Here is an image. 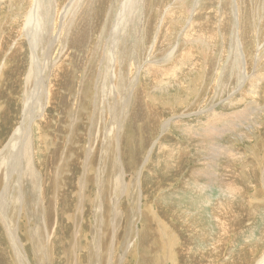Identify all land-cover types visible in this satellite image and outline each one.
I'll list each match as a JSON object with an SVG mask.
<instances>
[{
  "label": "rangeland",
  "instance_id": "1",
  "mask_svg": "<svg viewBox=\"0 0 264 264\" xmlns=\"http://www.w3.org/2000/svg\"><path fill=\"white\" fill-rule=\"evenodd\" d=\"M17 1L20 3L23 1V3H17ZM72 1L41 0L44 3L43 5L40 0H0V42L3 36L8 34V48L2 49L0 46V154L6 145H15L12 149V155H14L13 153L16 152L19 144H22L23 141L26 145L29 143L27 146L32 150L31 155H35L31 156V164L32 167L34 166L33 169L35 168L34 171L36 176L38 175L39 181L37 187H34V184H29L23 179L19 183L16 176H12L10 180L20 185L14 184L15 187L12 185L9 191L5 192L9 169L6 166L2 169L0 214L7 208H15L13 211L9 210V216L13 219L18 217L15 219L18 221L20 219V221L18 222V233L15 234L16 238H14L12 227L16 225L15 222L17 221H14V225L8 224L6 218L3 220L0 216V235L2 236L0 238L3 239V244L0 239V264H10L8 255H6L8 249L6 244L8 246L12 245L10 248L14 253L13 260L16 264H164L159 263V261H163L164 257L171 255L172 252L175 253V257L171 258V262L164 261L166 264H183L184 261L187 264V261L191 262L188 259L189 257L186 260L187 246L191 250L193 249L192 251L196 250L192 246V241L196 247L198 242H202L205 249L208 250L212 247L210 246L212 243L218 242L219 247L214 248L216 252L213 250L211 254L210 252L204 254V256L209 254V257L197 256L199 259L205 260L206 264H225V262L232 264L234 261H237L238 264H253L254 260H258L264 252V81L256 84L251 91L248 88V85L251 84H248L247 81L251 76L264 75V24L262 23L264 13L257 14V10L261 9L259 7L263 6L262 0L242 1V4H240L241 22L237 21L235 11L237 0H232V3L229 2V8L226 7L228 6L226 4L221 8L220 1L213 4L212 7L210 3L196 5L195 0H162V3L161 0H89L84 4L85 7L83 6L79 10V7L85 1L81 0L71 7V12L66 14L63 10ZM167 1L169 2L165 3ZM35 3L40 17L43 7L49 10L43 11L44 20L42 19L41 24L43 22L44 25H49L50 19L56 25L58 31H60L59 29L63 24L61 14H63V18L74 17L72 22L74 25L71 24L69 28L70 36L68 35V38L57 41L55 43L57 45H55L50 44V42L47 43V40L48 35L55 39L58 35L57 32L48 33L47 38L44 39L45 42L42 43L41 40L39 47L34 49L33 45L35 44L33 43L35 42L30 43L23 28L29 12L36 5ZM169 4H173L175 8V19L171 20H176L179 23L170 22V19L169 21H162L161 16L164 12H160L159 9L163 10ZM203 5H206L205 8L210 7L219 12L221 11V14L226 12V19L221 20L219 18L216 20L213 19V16H210L211 13H206L203 15L208 24H206L208 28L206 31L209 33L210 30L212 34L206 33L203 36V34L197 33L193 36L190 32L186 33L187 28L193 23L192 18L196 8L200 15V9ZM119 7L125 10L123 18L125 29L122 26L123 29L119 28V30L114 31L117 21L120 20L116 17L117 12L120 10ZM57 8L60 12L59 16L55 18L54 14ZM227 10L228 12L232 11L231 13L236 16L235 20L228 15ZM51 11L53 13L50 18ZM46 12H49V14H46ZM146 15L150 16L147 17ZM203 16L199 17L203 18ZM77 21L78 23H76ZM209 21L212 25L209 24ZM196 22H199V20H196ZM10 26H12V29ZM77 26L78 28H76ZM171 26H173V29ZM168 31L170 36L173 37L169 38ZM172 32L173 34H171ZM88 33L87 36L89 37L87 39L86 34ZM113 34H115L116 45H111L113 48L111 46L109 48L106 41L108 42L109 37ZM22 35L24 36L23 39ZM207 35H210L211 38H208ZM164 36L172 39L170 40L172 43L169 40L167 41L166 37L164 39ZM122 37L123 39H121ZM69 38H73V40ZM154 38L156 46L152 44ZM83 42L85 43L83 44ZM131 43L134 44L132 47ZM16 44L22 45L23 47L20 46V48L23 50H18ZM106 45L107 47H104ZM152 46L155 47L156 52L153 50L151 53ZM177 46L182 50H178ZM186 46H189L195 55H192V60L186 64L185 68L181 69L175 79L171 80V76H169L168 79L165 78V81H163L158 76L160 74L157 73L158 77L156 75L152 76L156 80L154 82L151 77L147 76L146 72L150 66L163 67V64H175V61L182 55L181 51H184ZM236 46L240 54L239 61L242 63L243 79L241 76L238 79L237 77L234 78L233 73L228 72L226 66L227 61H229L228 53L232 47ZM222 48L228 50L227 53ZM88 50L90 53L87 52ZM9 52L10 54H7ZM54 52L58 56H55ZM69 52H75V55ZM172 52L175 53V56ZM96 54L97 56H95ZM104 54L110 57L107 58ZM33 55L36 58L35 61ZM171 56L173 59H171ZM65 57L68 59H64ZM105 57L107 60L104 59ZM137 58L139 59L137 60ZM121 60H123V63ZM42 62L45 63V66ZM87 62L90 64L86 65ZM59 64L62 66L61 69H59ZM79 64L81 65L79 66ZM212 65L214 66L212 67ZM32 66L34 71L36 69V80L44 81L41 102L45 99L42 102L43 107L41 106L43 111L41 116L40 113L37 114L39 104H35L36 102L33 104L27 103L28 99L24 95L23 81ZM187 66L190 67L187 68ZM99 71L104 75L106 73L110 75L108 81L104 79L101 82H109L111 79H115L117 75L113 81H117L115 84L122 89V91L118 90L121 93H118L121 99L117 101V103L120 102L117 104L119 107L111 106L115 102L114 99H110L108 103H106V100L102 101L105 96L99 91V86H101V82L98 81ZM43 74H45L44 77ZM112 74H115V76ZM87 75L91 77L89 78ZM77 76L82 79L80 80ZM229 76L231 77L229 78ZM62 82H65V84H62ZM130 82H133V84L130 85ZM138 84L143 89L139 88ZM69 85L72 86V91H70L71 87ZM46 86L50 87V94ZM136 86L138 91L145 90L146 102H148V105L151 102L149 105L151 110L153 107L157 109H155L156 111L152 110V118L147 108L145 109L142 104V100L141 105H139L140 102H138V106L128 105L129 110H127V114L124 113L127 107H123L124 101L121 96L128 91L127 87L131 89V87L135 88ZM60 90H63L61 94L59 93ZM62 93L66 94L67 98L65 95L62 97ZM241 95L243 100L240 102ZM59 96L60 98H58ZM94 100L96 102L98 100L95 105L93 104ZM237 101L239 102L237 103ZM49 102H51V105ZM66 103L68 106L65 105ZM230 104L231 106H228ZM249 104L253 105L251 108L253 111L250 109L249 111L252 113L245 112V120L240 124L233 126V122L230 127L223 129L222 133L220 132L218 135L215 133L219 130L215 129L214 132L212 130L211 132L214 134L211 135L214 138L206 132H204L206 135L200 132L201 122L212 111L218 115L231 114V112L233 114V112L242 111ZM233 105H235L234 108ZM52 107L57 109L54 110ZM29 109L32 110L31 116L28 125L24 127L26 115L30 113ZM132 109L135 110L132 111ZM103 115L107 116L105 121H102ZM155 118L158 121H154ZM106 119L108 120L106 121ZM31 123H33L32 136L30 137L32 144L24 137L29 133ZM177 124L179 125L177 126ZM104 125L112 127L107 130ZM114 125L117 126L116 129H114ZM21 127L23 133H18L21 139H11ZM48 127L52 128L51 131ZM198 134L203 138L198 137ZM190 135L192 136L190 137ZM204 136L206 137L204 138ZM217 145L220 148L227 146L229 158L224 154L223 156H215L214 151L218 147ZM231 147L235 151L230 149ZM66 149H68L67 152ZM240 155L241 160L239 159ZM4 163L8 167L11 164V162L6 163L5 161ZM226 167L229 168L228 173L224 172ZM204 169L208 170L202 176V173H205ZM224 176L229 185L236 187V192L228 197L221 193L224 195L222 202L219 192L223 190ZM20 186L21 188H19ZM200 189L201 191L198 192ZM10 192L13 194H10ZM207 193H212L210 195L214 198L208 206H205L206 204H203L202 198ZM243 193L250 196L251 199L245 198ZM195 194L200 195L192 199L191 195ZM217 195L219 198H216ZM206 198L208 197L206 196ZM1 200L3 203H1ZM251 201L255 206L263 207V210H254ZM219 203L220 205L225 204L222 209L224 208L226 213L216 209ZM216 211L218 215L221 214L222 218V220H219V226H216L215 221L210 217V215L214 216ZM24 215L25 218H23ZM220 226L228 228V233H230L228 237L226 234L224 239L220 237L222 234V229L218 228ZM230 227L231 229H229ZM262 232L263 236H261ZM6 237H9L10 242ZM226 238L229 241H226ZM233 238H236L235 242ZM249 243L255 249L256 255L251 256L248 252L251 249L247 246ZM235 255L237 256L235 257ZM247 255L248 259L246 258ZM200 263L204 264L202 261Z\"/></svg>",
  "mask_w": 264,
  "mask_h": 264
},
{
  "label": "bare ground",
  "instance_id": "2",
  "mask_svg": "<svg viewBox=\"0 0 264 264\" xmlns=\"http://www.w3.org/2000/svg\"><path fill=\"white\" fill-rule=\"evenodd\" d=\"M11 1V0H10ZM20 1V0H19ZM56 1V0H55ZM79 1H81V0H73L70 4H68L67 6H66V8L63 10V11H65L66 12V14L67 13H69V12H71L72 10H71V7L73 6V5H75V4H77ZM89 0H85L83 3H82V5L79 7V10H80V8H83V6H84V4H86V2H88ZM91 1V0H90ZM185 1V0H184ZM218 1H220V5H221V8H223V5L224 4H226V5H228V6H226V7H228L229 8V2L230 3H232V0H199L198 2H197V0H195V4L196 5H199V4H211L212 5V7H213V4H215V3H217ZM242 1L243 0H237V9L235 10L236 11V14H237V21H240L241 22V18H242V15H241V12H240V10H241V8H240V4H242ZM33 2V1H32ZM31 2V3H32ZM40 2H41V0H40ZM45 2V1H44ZM69 2H70V0H69ZM95 2V1H94ZM93 2V3H94ZM150 2V1H149ZM161 3H162V0L160 1ZM169 1H167V2H165V3H168ZM245 2H246V0H245ZM17 3H20V2H18L17 1ZM21 3H23V1L21 2ZM20 3V4H21ZM58 3H59V1H58ZM57 3V4H58ZM151 3V2H150ZM260 3V2H259ZM261 3H263L262 5L264 6V0H262V2ZM19 4V5H20ZM36 4V3H35ZM41 4H43L44 5V3H42L41 2ZM112 4H114V3H112ZM163 4H164V2H163ZM26 5V4H25ZM90 5V4H89ZM161 5V4H160ZM195 5V6H196ZM256 5H258V4H256ZM20 6H22V5H20ZM50 6V5H49ZM55 6V5H54ZM111 6H113V5H111ZM205 6L206 5H203V7L200 9V11H201V13H200V15H199V12H198V9L196 8V10H195V14H194V17L192 18V21H193V23L187 28V30H186V33H191V34H193V36H194V34H197V33H199L200 35L201 34H203V36L206 34V33H208L207 31H206V29H208L207 28V26H206V24H207V20H205V17L203 16V15H205L206 13H211V15L210 16H213V19H226V17H227V13L226 12H224L223 14H221L218 10H215V8L214 9H211L210 7L208 8H205ZM231 6V5H230ZM243 6V5H242ZM263 6L262 7H259V8H261V9H259V10H257V14L259 15L260 13L262 14V13H264V10H263ZM40 7V6H39ZM57 7H58V5H57ZM85 7V6H84ZM118 7V6H117ZM164 7V6H163ZM162 7V8H163ZM166 7V6H165ZM234 7V6H233ZM18 8H20V7H18ZM52 8V7H51ZM198 8H199V6H198ZM228 8H226V9H228ZM245 8V7H244ZM25 9V8H24ZM88 9V8H87ZM90 9V8H89ZM119 12H117V16L116 17H118V19H120V20H118L117 21V23H116V26L114 27V31H117V30H119V28H122V26H123V18H124V9L121 7H119ZM159 9V8H158ZM174 6H173V4H169L168 6H167V8H164L163 10L162 9H159V11L161 12V11H163L164 12V14L162 15L163 16V18H162V16H161V19H162V21H164V20H168L169 21V19H170V22H174L175 24L176 23H179L178 21L176 22V20H171V19H173L174 18V15H175V13H174ZM218 9V8H217ZM251 9L253 10V8L251 7ZM3 10V9H2ZM27 10H29V8H27ZM26 10V11H27ZM41 10V9H40ZM78 10V11H79ZM112 10H113V8H112ZM156 10V9H155ZM154 10V11H155ZM225 10V9H224ZM43 11H49L48 10V8H46V7H43V9H42V15H41V17L38 15V7H37V4L35 5V6H33V8L31 9V11L29 12V15H28V17L26 18V21H25V26H24V28H23V30H24V32L26 33V35H27V37L29 38V41H30V43H32V41H34L35 43H33V44H35V45H33L35 48L34 49H36L37 47H39V42L42 40V43L43 42H45L44 41V39H46L47 37V35H48V33H56L57 32V37L54 39V38H52V36L51 35H48V40H47V43L48 42H50V44H55V43H57V41H61L63 38H66L68 35L70 36V32H69V28H70V26H71V24H72V22H73V18L74 17H71V18H67V17H65V18H63V14H61V19L63 20L62 22H63V24H62V26H61V28L59 29L60 31H58V29L56 28V25H54V23H53V21L52 20H50L49 19V21H50V23H49V25H44L43 24V22H42V24H41V21H42V19L44 20V15H43ZM93 11V10H92ZM59 12H60V10L57 8V10L55 11V14H54V16H55V18L57 17V16H59ZM84 12H85V10H84ZM90 12V11H89ZM110 12H111V10H110ZM113 12V11H112ZM227 12H228V10H227ZM232 11H229L228 13V15H230V16H232L233 17V20H235V15L233 14V13H231ZM52 13H53V11H51L50 12V18H51V16H52ZM63 13V12H62ZM80 13V12H79ZM86 13H87V11H86ZM148 13V12H147ZM151 14H153L152 12H150ZM244 13V12H243ZM250 13V11L248 12V14ZM6 14V13H5ZM21 14V13H20ZM46 14H49V12L47 13L46 12ZM77 14H78V12H77ZM76 14V15H77ZM93 14V13H92ZM112 15H113V13H111ZM149 14V13H148ZM159 14V13H158ZM19 15V14H18ZM22 15V14H21ZM86 15V14H85ZM89 15V14H88ZM87 15V16H88ZM234 15V16H233ZM252 15V14H251ZM26 16V15H25ZM81 16V15H80ZM91 16V15H90ZM147 16V15H146ZM148 16H150V15H148ZM147 16V17H148ZM154 16V15H153ZM152 16V17H153ZM199 16H203V18H200ZM209 16V17H210ZM244 16V15H243ZM262 16V15H261ZM16 17V16H15ZM23 17V16H22ZM89 17V16H88ZM94 17V16H93ZM115 17V16H114ZM231 17V18H232ZM17 18H18V16H17ZM82 18V17H81ZM107 18V17H106ZM112 18H113V16H112ZM20 19V18H19ZM22 19V18H21ZM60 19V18H59ZM60 19V20H61ZM77 19V18H76ZM75 19V20H76ZM79 19V18H78ZM77 19V20H78ZM175 19V18H174ZM208 19V18H207ZM23 20V19H22ZM85 20V19H84ZM93 20V19H92ZM96 20V19H95ZM196 20H199V22H196ZM200 20H203V21H201L200 22ZM220 20V21H221ZM244 20V19H243ZM8 21H9V19H8ZM12 21H13V19H12ZM167 21V22H168ZM214 21V20H213ZM226 21V20H225ZM18 22H19V20H18ZM23 22V21H22ZM94 22H96V21H94ZM228 22V21H227ZM14 23H15V21H14ZM21 23V22H20ZM60 23V22H59ZM76 23H78V21L76 22ZM75 23V24H76ZM86 23V22H85ZM88 23V22H87ZM114 23V22H113ZM164 23H166V22H164ZM212 23V22H211ZM262 23L264 24V19H263V17H262ZM7 24V23H6ZM80 24V23H79ZM170 24V23H169ZM181 24H182V22H181ZM209 24H210V21H209ZM223 24V23H222ZM226 24V23H225ZM228 24V23H227ZM230 24H231V22H230ZM263 24H261V25H263ZM9 25H10V23H9ZM72 25H74V24H72ZM76 25H78V24H76ZM93 25V24H92ZM91 25V26H92ZM108 25V24H107ZM110 25V24H109ZM163 25V24H162ZM166 25H168L167 23H166ZM174 25V24H173ZM208 25V24H207ZM210 25H212V24H210ZM217 25V24H216ZM80 26V25H79ZM114 25L112 24V27H113ZM170 26V25H169ZM231 26V25H230ZM12 26H10V28H11ZM19 27V26H18ZM81 27V26H80ZM79 27V28H80ZM87 27V26H86ZM157 27V26H156ZM162 27V26H161ZM161 27H160V29H161ZM168 27V26H167ZM173 26H171V28H172ZM194 27V28H193ZM6 28V27H5ZM76 28H78V26L76 27ZM75 28V29H76ZM83 28V27H82ZM91 28V27H90ZM109 28V27H108ZM111 28V27H110ZM123 28L125 29V26H123ZM122 28V29H123ZM154 28V27H153ZM163 28V27H162ZM165 28V27H164ZM227 28V27H226ZM12 29V28H11ZM20 29V28H19ZM86 29V28H85ZM113 29V28H112ZM152 29V28H151ZM173 29V28H172ZM175 29V28H174ZM220 29H222V28H220ZM47 30V31H46ZM157 30V29H156ZM162 30V29H161ZM167 30V29H166ZM169 30V29H168ZM240 30V29H239ZM21 31V30H20ZM73 31V30H72ZM80 31V30H79ZM78 31V32H79ZM85 31H87V30H85ZM121 31V30H120ZM148 31V30H147ZM164 31V30H163ZM170 31V30H169ZM169 31H168V33H169ZM171 31H173V30H171ZM198 31V32H197ZM221 31V30H220ZM12 32V31H11ZM14 32H15V30H14ZM22 32V31H21ZM82 32H83V30H82ZM81 32V33H82ZM119 32V31H118ZM121 32H123V31H121ZM165 32V31H164ZM212 32V31H211ZM210 32V30H209V33H211ZM8 33V32H7ZM80 33V32H79ZM78 33V34H79ZM115 33V32H114ZM145 33V32H144ZM144 33H143V35H144ZM149 33H151V32H149ZM161 33V32H160ZM163 33V32H162ZM167 33V34H168ZM208 33V34H209ZM223 33V32H222ZM228 33V32H227ZM230 33V32H229ZM74 34V33H73ZM108 34V33H107ZM165 34V33H164ZM171 34H173V32L171 33ZM212 34V33H211ZM245 34V33H244ZM249 34V33H248ZM10 35H12V34H10ZM15 35V34H14ZM17 35H19V34H17ZM76 36H77V33L75 34ZM87 35H89V33L88 34H86V36ZM108 35H110V34H108ZM107 35V36H108ZM114 35L115 34H113V35H111L110 37H109V40H108V42L106 41V43L108 44V47L110 48V46L111 45H116V38L114 37ZM117 35H119V34H117ZM159 35V34H158ZM221 35H223V34H221ZM229 35V34H228ZM72 36V35H71ZM74 36V35H73ZM76 36H74V37H76ZM81 36V35H80ZM83 36V35H82ZM172 36V35H171ZM170 36V33H169V38L171 37ZM192 36V37H193ZM208 36V35H207ZM243 36V35H242ZM11 37V36H10ZM23 35H22V39H23ZM88 37L89 36H87V39H88ZM117 38H118V36H116ZM147 37V36H146ZM151 37V36H150ZM165 37L167 38L168 36H164V39H165ZM173 37V36H172ZM211 38V36L209 35L208 36V38ZM68 38V37H67ZM90 38H92V37H90ZM89 38V39H90ZM95 38H97V37H95ZM101 38H102V36H101ZM126 38V37H125ZM131 38H133L132 36H131ZM162 38H163V35H162ZM169 38H167V41L169 40V42H170V40H172V39H169ZM226 38V37H225ZM243 38V37H242ZM252 38V37H251ZM8 34L7 35H5V36H3V38L1 39V48L2 49H4L5 47H7L8 48ZM11 39H13L12 37H11ZM25 39V38H24ZM36 39H38L37 41H36ZM69 39H71V38H69ZM108 39V38H107ZM121 39H123V37L121 38ZM136 39V38H135ZM151 39V38H150ZM157 39H158V37H157ZM161 39V38H160ZM255 39V38H254ZM14 40V39H13ZM17 40V39H16ZM71 40H73V38L71 39ZM75 40V39H74ZM77 40V39H76ZM75 40V41H76ZM80 40V39H79ZM84 40V39H83ZM92 40V39H91ZM159 40V39H158ZM211 40V39H210ZM217 40V39H216ZM241 40H243V39H241ZM248 40H249V38H248ZM18 41V40H17ZM22 41V40H21ZM26 41V40H25ZM24 41V42H25ZM82 41V40H81ZM97 41V40H96ZM104 41V40H103ZM130 41V40H129ZM128 41V42H129ZM134 41V39L132 40V42ZM157 41V40H156ZM160 41V40H159ZM158 41V42H159ZM165 41V40H164ZM245 41H246V38H245ZM19 42V41H18ZM71 42V41H70ZM74 42V41H73ZM79 42V41H78ZM77 42V43H78ZM98 42H100V41H98ZM118 42V41H117ZM121 42V41H120ZM127 41H125V43H126ZM138 42V41H137ZM143 42V41H142ZM157 42V43H158ZM166 42V41H165ZM11 43V42H10ZM9 43V44H10ZM27 43V42H26ZM85 42H83V44H84ZM87 43V45H89L90 46V44H88V42H86ZM93 43V42H92ZM97 43V42H96ZM105 43V42H104ZM119 43V42H118ZM117 43V44H118ZM122 43H124V42H122ZM147 43V42H146ZM155 43V38H154V42L152 43L153 45H155L156 46V43ZM163 43V42H162ZM168 43V42H167ZM170 43H172V42H170ZM234 43V42H233ZM22 44V43H21ZM49 44V45H50ZM62 44V43H61ZM95 44V43H94ZM126 44H128V43H126ZM125 44V45H126ZM132 44V43H131ZM137 44V43H136ZM138 44H140V43H138ZM235 44V43H234ZM12 45H14V44H12ZM17 45V44H16ZM15 45V46H16ZM44 45V44H43ZM55 45H57V44H55ZM55 45H54V47H55ZM59 45V44H58ZM67 45V44H66ZM96 45V44H95ZM94 45V46H95ZM118 45H120V44H118ZM134 44H132L131 45V47L133 46ZM142 45H144V44H142ZM146 45V44H145ZM163 46H164V44H162ZM237 46H239L238 44H236ZM20 46L21 47H23L22 45H17V47H18V50H20L21 48H20ZM41 46H42V44H41ZM47 46V45H46ZM82 46V45H81ZM86 46V45H85ZM88 46V47H89ZM147 46V45H146ZM145 46V47H146ZM150 46V45H149ZM159 46V45H158ZM179 46H181L180 44H179ZM237 46L236 47H232L230 50L231 51H229V53H228V59H229V61H227V67H228V72H232L233 73V76H234V78H236L237 77V79H238V77H242V79L244 78L243 76H244V73H243V68H242V63L239 61V58H240V54H239V52H238V50H237ZM101 47V46H100ZM104 47H107V45L106 46H104ZM112 47V46H111ZM116 47V46H115ZM118 47V46H117ZM121 47V46H120ZM119 47V48H120ZM123 47V46H122ZM138 47V46H137ZM144 47V46H143ZM178 47V46H177ZM217 47V46H216ZM216 47H215V49H216ZM231 47V46H230ZM249 47V46H248ZM247 47V48H248ZM257 47V46H256ZM25 48V47H24ZM46 48V47H45ZM53 48V47H52ZM58 48V47H57ZM65 48V47H64ZM90 48V47H89ZM99 48V47H98ZM113 48V47H112ZM139 48V47H138ZM142 48V47H141ZM151 48V47H150ZM155 47L154 46H152V48H151V53H152V51L154 50L155 52H156V50L154 49ZM162 47L160 46V49H161ZM183 48V47H182ZM239 48V47H238ZM1 49V50H2ZM15 49V48H14ZM84 49V48H83ZM108 49V48H107ZM117 49V48H116ZM122 49V48H121ZM126 49H128V48H126ZM146 49V48H145ZM158 49V48H157ZM180 49V47H178V50ZM13 50V49H12ZM21 50H23V49H21ZM95 50H97L96 48H95ZM108 50H110V49H108ZM129 50V49H128ZM127 50V51H128ZM137 50V49H136ZM139 50V49H138ZM168 50V49H167ZM170 50V49H169ZM175 50H177V49H175ZM180 50H182V49H180ZM222 50L223 51H225L226 53H227V51L228 50H226L225 48H222ZM240 50V49H239ZM245 50V49H244ZM247 50V49H246ZM9 51V50H8ZM37 51V50H36ZM54 51V50H53ZM56 51V50H55ZM59 51V50H58ZM71 51V50H70ZM83 51V50H82ZM86 51V50H85ZM106 52H107V50H105ZM112 51V50H111ZM114 51V50H113ZM126 51V50H125ZM130 51V50H129ZM216 51V50H215ZM16 52H17V50H16ZM20 52V51H19ZM60 52V51H59ZM87 52H89V50L87 51ZM95 52V51H94ZM115 52H118V51H115ZM133 52V51H132ZM154 52V53H155ZM157 52H158V50H157ZM161 52V51H160ZM175 52H177V51H175ZM182 52V53H181ZM180 53L182 54L181 55V57L180 58H178L175 62V64H173V65H166V64H163L164 66L163 67H149L148 69H147V76L148 77H151L152 78V80L155 82L156 80H155V78L154 77H152V76H154V75H156L157 76V73H159L160 75H158L161 79H163V81H165V78L166 79H168L167 77H169V76H171L170 78H171V80L172 79H175L176 77V75L181 71V69H183V68H185L186 67V64H188L189 63V61H191L192 59V55H195V53H193V51L189 48V46H186L185 47V49H184V51H181ZM224 52V53H225ZM4 53H6V52H4ZM22 53V52H21ZM37 53H38V51H37ZM47 53V52H46ZM66 53V52H65ZM70 53V52H69ZM74 53V55H75V52H73ZM73 53H70V54H73ZM76 53H77V51H76ZM90 53V52H89ZM122 53V52H121ZM143 53V52H142ZM146 53H147V51H146ZM164 53V52H163ZM172 53H174V52H172ZM217 53H219V52H217ZM221 53H223V52H221ZM7 54H10V52L9 53H7ZM16 54V53H15ZM19 54V53H18ZM26 54V53H25ZM36 54V53H35ZM57 54V53H56ZM64 54V53H63ZM67 54V53H66ZM69 54V55H70ZM85 54V53H84ZM100 54V53H99ZM98 54V55H99ZM106 54V53H105ZM104 54V56H106ZM115 54V53H114ZM135 54V53H134ZM145 54V53H144ZM160 54H162V53H160ZM17 55V54H16ZM39 56H41L40 54H38ZM44 55V54H43ZM54 55H55V52H54ZM65 55V54H64ZM81 55V54H80ZM156 55V54H155ZM166 55V54H165ZM11 56V55H10ZM34 56V55H33ZM47 56H49V55H47ZM55 56H58V54L57 55H55ZM66 56V55H65ZM72 56V55H71ZM95 56H97V54L95 55ZM115 56V55H114ZM124 56V55H123ZM173 56V55H172ZM171 56V57H172ZM174 56H175V53H174ZM1 57H3V56H1ZM5 57H8V56H5ZM67 57V56H66ZM64 58V59H68V58ZM107 57V56H106ZM104 58V59H106L107 60V58H109V57H107V58ZM118 57V56H117ZM157 57H159V56H157ZM170 57V58H171ZM178 57V56H177ZM200 57H202L201 55H200ZM199 57V58H200ZM216 57V56H215ZM48 58V57H47ZM69 58H71V57H69ZM74 58V57H73ZM101 58V57H100ZM136 58V57H135ZM140 58V57H139ZM139 58H137V60L139 59ZM161 58H162V56H161ZM160 58V59H161ZM163 58H165V57H163ZM167 58V57H166ZM169 58V59H170ZM203 58V57H202ZM219 58V57H218ZM7 59V58H6ZM79 59H80V57H79ZM84 59H86V58H84ZM102 59V58H101ZM120 59H121V56H120ZM171 59H173V57L171 58ZM176 59V58H175ZM33 60L35 61L36 60V58H35V56L33 57ZM41 60V59H40ZM72 60V59H71ZM70 60V61H71ZM77 61H78V58L76 59ZM83 60V59H82ZM81 60V61H82ZM88 60V59H87ZM96 60V59H95ZM98 60H100V59H98ZM110 60V59H109ZM129 60V59H128ZM127 60V61H128ZM136 60V61H137ZM203 60V59H202ZM7 61V60H6ZM80 61V60H79ZM97 61V60H96ZM100 61H102V60H100ZM120 61V60H119ZM132 61H134V60H132ZM170 62H171V60H169ZM225 61V60H224ZM27 62V61H26ZM30 62V61H29ZM44 62V61H43ZM43 62H42V64H43ZM69 62V61H68ZM73 62V61H72ZM72 62H70V63H72ZM121 62L123 63V60H121ZM131 62V61H130ZM167 62H168V60H167ZM166 62V63H167ZM198 62V61H197ZM46 63H48L47 61H46ZM58 63V62H57ZM81 63V62H80ZM83 63V62H82ZM95 63V62H94ZM98 63V62H97ZM105 63V62H104ZM107 63V62H106ZM112 63V62H111ZM126 63V62H125ZM138 63V62H137ZM163 63V62H162ZM172 63V62H171ZM213 63H214V61H213ZM41 64V63H40ZM45 64V63H44ZM43 64V65H44ZM74 64V63H73ZM84 64V63H83ZM82 64V65H83ZM87 64H90V63H86V65ZM113 64V63H112ZM115 64V63H114ZM117 64V63H116ZM132 64H134L133 62H132ZM30 65V64H29ZM33 65H34V63H33ZM51 64L49 63V66H50ZM60 65V64H59ZM81 64H79V66H80ZM105 65V64H104ZM111 65V64H110ZM127 65H128V62H127ZM159 65V64H158ZM219 65H221L220 63H219ZM37 66V65H36ZM36 66H34V67H36ZM45 66V65H44ZM47 66H48V64H47ZM68 66V65H67ZM78 66V65H77ZM83 66H85V65H83ZM82 66V67H83ZM92 66H94V65H92ZM118 66V65H117ZM160 66V65H159ZM214 65H212V67H213ZM54 67V66H53ZM95 67V66H94ZM98 67H99V65H98ZM106 68H107V66H105ZM119 67V66H118ZM190 66H187V68H189ZM195 67H196V64H195ZM221 67V66H220ZM29 68V67H28ZM42 68H44V67H42ZM62 68V66L60 65L59 66V69H61ZM72 68V67H71ZM75 68V67H74ZM81 68V67H80ZM91 68V67H90ZM132 68H133V66H132ZM131 68V69H132ZM65 69V68H64ZM112 69V68H111ZM115 69V68H114ZM113 69V70H114ZM128 69V68H127ZM191 69V68H190ZM220 69V68H219ZM68 70H70L69 68H68ZM84 70V69H83ZM86 70H88V69H86ZM92 70V69H91ZM99 70H100V68H99ZM186 70V69H185ZM225 70H226V68H225ZM248 70V69H247ZM35 71H36V69H35ZM34 70H33V66L32 67H30V69H29V72H28V74H26L27 76H25V79H24V81H23V87H24V95H25V97H27L26 99H28V101H27V103H30V104H33V103H35V104H39V107H38V112H37V114H39L40 116H41V114H43V111H42V102L44 101V99H43V101L41 102V93H42V85H43V82L44 81H42V80H36V72H35ZM51 71H53V70H51ZM90 71V70H89ZM125 71V70H124ZM123 71V72H124ZM187 71V70H186ZM220 71H221V69H220ZM249 71V70H248ZM247 71V72H248ZM73 72V71H72ZM71 72V73H72ZM79 72V71H78ZM77 72V73H78ZM98 72V71H97ZM102 72V71H101ZM131 72V71H130ZM136 72V71H135ZM227 72V73H228ZM1 73V72H0ZM51 73V72H50ZM71 73L69 74V77H70V75H71ZM77 73H76V75H77ZM84 73H86V72H84ZM91 73H93V72H91ZM112 73V72H111ZM122 73V72H121ZM120 73V74H121ZM132 73H134V72H132ZM256 73V72H255ZM97 74V73H96ZM119 74V73H118ZM135 74V73H134ZM44 75L45 74H43L42 76L44 77ZM60 75V74H59ZM62 75V74H61ZM79 75V74H78ZM113 75V74H112ZM132 75V74H131ZM218 75V74H217ZM228 75V74H227ZM83 76H84V74H83ZM89 75H87V77H88ZM96 76V75H95ZM109 73H106L105 75L104 74H102V73H100V71H99V73H98V81L99 82H101L102 80H107L108 81V79H109ZM113 76H115V74L113 75ZM124 76V75H123ZM157 76V77H158ZM246 76V75H245ZM50 77V76H49ZM55 77H57V75H55ZM82 77V76H81ZM91 76H89V78H90ZM97 77V76H96ZM116 77H117V75H116ZM116 77H115V79H116ZM121 77V76H120ZM119 77V78H120ZM157 77H156V79H157ZM231 76H229V78H230ZM41 78V77H40ZM59 78H60V76H59ZM73 77L71 76V79H72ZM77 78H80L79 76H77ZM85 78V77H84ZM111 78V77H110ZM118 78V79H119ZM133 78V77H132ZM169 78V79H170ZM180 78V77H179ZM250 78V77H249ZM252 78V79H251ZM251 78L249 79V81H247L248 82V84H251V85H248V88L250 89V91H251V89H253V87H255V85L256 84H260V83H263V81H264V75L263 76H259V75H257V76H255L254 75V77H252L251 76ZM67 79V78H66ZM82 78H80V80H81ZM94 79V78H93ZM115 79H113V80H115ZM117 79V80H118ZM54 80H55V78H54ZM89 80V79H88ZM112 79L109 81V82H101V86H99L100 88H99V91L101 92V94H104V96L105 97H103V99H102V101L104 100H106V103H108L109 102V100L110 99H114L115 100V102L114 103H110L111 104V106L113 105V106H115L116 108L117 107H119L117 104H119L120 102H118L117 103V101H118V99L119 100H121L120 99V96L118 95V93H120V92H118V90H121L122 91V89H121V87H117V85L115 84V83H117V81L116 82H114ZM120 80V79H119ZM122 80H123V78H122ZM235 80V79H234ZM61 81H62V78H61ZM83 81V80H82ZM132 81V80H131ZM134 81V80H133ZM244 81H246L245 79H244ZM65 82H67L66 80H65ZM65 82L63 83L62 82V84H65ZM90 82V81H89ZM158 82V81H157ZM57 83H59V82H57ZM56 83V84H57ZM61 83V82H60ZM69 83V82H68ZM96 83V82H95ZM136 83V82H135ZM167 83V82H166ZM207 83V82H206ZM61 84V85H62ZM67 84V83H66ZM125 84V83H124ZM128 84V83H127ZM131 84H133V82L131 83L130 82V85ZM154 84V83H153ZM159 84V83H158ZM163 84V83H162ZM211 84V83H210ZM53 85V84H52ZM70 85H71V82H70ZM69 85V86H70ZM96 85V84H95ZM106 85H108V86H106ZM54 86V85H53ZM67 87H68V85H66ZM121 86H123V85H121ZM133 86V85H132ZM152 86V85H151ZM47 87V86H46ZM45 87V88H46ZM57 87V86H56ZM61 87V86H60ZM59 87V88H60ZM66 87V89H68ZM71 88H70V91H72V86H70ZM98 87V86H97ZM138 87L140 88L141 86L138 84ZM138 87L136 86L135 88H133V87H131V89H130V87H127V92H125L121 97H122V99H123V101H124V105H123V107L124 108H126L128 105H131V104H133V106L134 105H137L138 104V102H140L139 103V105H141V100H142V104L145 106V109L147 108V110H148V113H149V115H150V117H151V115H152V110L154 109H156V108H154L153 107V109L151 110V106H149L150 105V103H149V105H148V102H146V96H145V90H139L138 91ZM44 88V89H45ZM52 88V87H51ZM55 88V87H54ZM58 88V87H57ZM123 88H125V87H123ZM142 89H143V87H141ZM56 89V88H55ZM69 90V89H68ZM47 91L49 92V94H50V92H51V89H50V87H47ZM61 91H63V90H60V94H61ZM66 91V90H65ZM98 91V90H97ZM218 91V90H217ZM67 92V91H66ZM69 92V91H68ZM244 92V91H243ZM44 93V92H43ZM54 93V92H53ZM65 93V92H64ZM73 93V92H72ZM150 93V92H149ZM45 94V93H44ZM48 94V93H47ZM121 94V93H120ZM63 95H65V97L67 98V96H66V94H63L62 93V97H64ZM48 96V95H47ZM97 96V95H96ZM99 96V95H98ZM103 96V95H102ZM102 96H100V97H102ZM242 96V95H241ZM43 97V96H42ZM46 97V96H45ZM51 97V96H50ZM53 97V96H52ZM79 97V96H78ZM92 97H93V95H92ZM95 97V96H94ZM149 97V96H148ZM148 97H147V99H148ZM55 98V97H54ZM58 98H60V96L58 97ZM65 98V99H66ZM95 98H97V97H95ZM63 99V98H62ZM98 99H100V98H98ZM52 100V99H51ZM55 100V99H54ZM64 100V99H63ZM67 100V99H66ZM96 100V99H95ZM94 100V101H95ZM149 100H150V97H149ZM154 100V99H153ZM152 100V101H153ZM243 100V96H242V98H241V100H240V102ZM50 101V100H49ZM56 101V100H55ZM59 101V100H58ZM68 101V100H67ZM91 101H93V100H91ZM155 101V100H154ZM63 102V101H62ZM69 102H70V100H69ZM97 102H98V100H97ZM96 101L93 103L94 105L97 103ZM99 102H101V101H99ZM236 102V101H235ZM239 101H237V103H238ZM50 103V105H51V102H49ZM63 103H65V102H63ZM91 103V102H90ZM207 103V102H206ZM29 104V105H30ZM48 104V103H47ZM62 104V103H61ZM92 104V105H93ZM101 104V103H100ZM212 104V103H211ZM65 105H67V103L65 104ZM93 105V106H94ZM102 105V104H101ZM235 105H237L236 103H235ZM235 105H233V108L235 107ZM25 106V105H24ZM26 106H28L27 104H26ZM25 106V107H26ZM42 106V107H41ZM55 106V105H54ZM60 106V105H59ZM64 106V105H63ZM68 106V105H67ZM70 106V105H69ZM138 106V105H137ZM202 106V105H201ZM228 106H231V104L230 105H228ZM57 107V106H56ZM61 107V106H60ZM95 107V106H94ZM164 107V106H163ZM253 107V105H246V107H245V109H243L242 111H240V112H238V113H234L233 112V114H232V112H231V114H226V115H218L217 113H214L213 111H212V113H210L209 115H207L206 117H205V119H204V121H202V122H204V123H202L201 122V131L200 132H202V133H204V132H206L207 134H209V135H211V134H214V133H212L211 131L213 130V132H214V130L215 129H217V130H219L217 133H215V134H219L223 129H225V128H227V127H230L231 126V123H233L234 122V124H233V126H236V125H238V124H240L243 120H245V117H246V113H248V112H251V111H249L251 108ZM53 108V107H52ZM101 108V107H100ZM103 108V107H102ZM115 108V109H116ZM133 108V107H132ZM54 109V108H53ZM52 109V110H53ZM55 109H57V108H55ZM54 109V110H55ZM94 109V108H93ZM119 109V108H118ZM144 109V110H145ZM127 110H129L128 109V107H127V109H125L124 110V113H126L127 112ZM133 110H135V109H132V111ZM157 110V109H156ZM155 110V111H156ZM252 110V109H251ZM31 109H29V114H27L26 115V122H25V125H24V127H26L27 125H28V123H29V118H30V116H31ZM42 111V112H41ZM51 111V110H50ZM235 111V110H234ZM253 111V110H252ZM48 112V111H47ZM53 112V111H52ZM102 112V111H101ZM117 112V111H116ZM122 112V111H121ZM246 112V113H245ZM120 113V112H119ZM252 113V112H251ZM49 114V113H48ZM63 114V113H62ZM114 114V113H113ZM127 114V113H126ZM220 114V113H219ZM106 115V114H105ZM115 115V114H114ZM117 116H118V114H116ZM123 115H125V114H123ZM92 116V115H91ZM202 116V115H201ZM250 116V115H249ZM153 117V116H152ZM151 117V118H152ZM156 117V116H155ZM105 118H107V116H104L103 115V117H102V121H105ZM113 119H114V117H112ZM47 119V118H46ZM51 119V118H50ZM118 119V118H117ZM163 119V118H162ZM248 119V118H247ZM59 120V119H58ZM108 119H106V121H107ZM60 121V120H59ZM95 121V120H94ZM121 121V120H120ZM154 121H158V119H156L155 118V120ZM47 122V121H46ZM50 122V121H49ZM62 122V121H61ZM91 122H93V121H91ZM112 122H113V120H112ZM111 122V123H112ZM245 122V121H244ZM90 123V122H89ZM94 123V122H93ZM98 123H99V120H98ZM106 123V122H105ZM108 123V122H107ZM121 123V122H120ZM161 123V122H160ZM48 124V123H47ZM50 124H52V123H50ZM110 124V123H109ZM113 124H115L114 122H113ZM113 124H112V126H113ZM183 124V123H182ZM191 124V123H190ZM197 124V123H196ZM227 124H230V125H227ZM32 125H33V123H31V128H30V131H29V133L28 134H26L24 137H25V139L26 140H29L30 141V137L32 136V130H33V127H32ZM37 125V124H36ZM117 125V124H116ZM119 125V124H118ZM167 125V124H166ZM179 124H177V126H178ZM71 126V125H70ZM91 126H95V125H91ZM105 126V125H104ZM112 126H108V127H106L107 128V130H109L110 129V127H112ZM154 126V125H153ZM38 127V126H37ZM40 127V126H39ZM38 127V128H39ZM42 127V126H41ZM45 127V126H44ZM52 127V126H51ZM72 127V126H71ZM114 127H115V125H114ZM117 127V126H116ZM116 127L114 128V129H116ZM239 127V126H238ZM49 128V127H48ZM73 128H74V125H73ZM164 128V127H163ZM232 128V127H231ZM230 128V129H231ZM236 128V127H235ZM35 129V128H34ZM52 129V128H51ZM51 129L49 128V130L51 131ZM101 129V128H100ZM184 129V128H183ZM14 130V129H13ZM74 130H75V128H74ZM181 130V129H180ZM198 130V129H197ZM232 131H233V128L231 129ZM40 131V130H39ZM38 131V133H40ZM189 131V130H188ZM37 132V131H36ZM97 132V131H96ZM185 132H186V130H185ZM190 132V131H189ZM18 133H23V129H22V127L20 128V130H18V132H15L14 133V136L11 138V139H21L20 138V135H18ZM33 133H35V132H33ZM56 133V132H55ZM58 133V132H57ZM73 133V132H72ZM99 133V132H98ZM181 133V132H180ZM188 133V132H187ZM186 133V134H187ZM222 133V132H221ZM191 134V133H190ZM200 134V133H199ZM198 134V135H199ZM205 134V133H204ZM206 135V134H205ZM87 136V135H86ZM192 135H190V137H191ZM194 136V135H193ZM196 136V135H195ZM198 137H201L200 135L198 136ZM206 136H204V138H205ZM208 137V136H207ZM211 137L212 138H214L212 135H211ZM219 137V136H218ZM253 137V136H252ZM251 137V138H252ZM33 138V137H32ZM41 138H42V136H41ZM48 138V137H47ZM71 138V137H70ZM201 138H203V137H201ZM208 138H210V137H208ZM65 139V138H64ZM211 139V138H210ZM25 140V141H26ZM32 141V140H31ZM30 141V142H31ZM58 141V140H57ZM67 141V140H66ZM65 141V142H66ZM90 141V140H89ZM27 142V141H26ZM62 142V141H61ZM64 142V143H65ZM73 143H75L74 141H72ZM91 142V141H90ZM28 143V142H27ZM63 143V142H62ZM72 143V144H73ZM29 144V143H28ZM27 144V145H28ZM31 144H32V142H31ZM33 144H34V142H33ZM68 144H70V143H68ZM67 144V145H68ZM26 145V143L23 141V143L22 144H19V146L17 147V150H16V152L15 153H13L14 155H12V149L14 148V146L15 145H9V146H5V149L2 151V153L0 154V181H1V179L3 178V172H2V169L3 168H5V166L9 169V174H8V179L6 180L7 181V183H6V186H5V192H8L9 191V188L13 185L14 186V184L15 185H17V184H19V183H21V180L23 179V180H26L27 182H29V184H34V187H37L36 185H37V183H39V181H38V178H37V176H36V174H35V171H34V169H33V167H32V164H31V160H32V158H31V151L32 150H30V148H29V146H27ZM67 145H65V146H67ZM70 146V145H69ZM210 146V145H209ZM218 147L215 149V151H214V154H215V156L216 157H218V156H223V154L224 155H226L227 157L229 156L228 155V153H229V149L227 148V146L225 147H223V148H220V146L219 145H217ZM63 147H64V145H63ZM187 147V146H186ZM33 148V147H32ZM66 148V147H65ZM69 149V148H68ZM68 149H66V152H67V150ZM119 149V148H118ZM186 149V148H185ZM209 149V148H208ZM230 149H233L232 147L230 148ZM62 150V149H61ZM209 151V150H208ZM233 151H235L234 149H233ZM240 151V150H239ZM83 152H85V151H83ZM53 153V152H52ZM52 153H50V154H52ZM172 153V152H171ZM32 154H33V152H32ZM49 154V155H50ZM54 154V153H53ZM88 155L90 154V153H87ZM174 154V153H173ZM177 154V153H176ZM230 154H232V153H230ZM186 155V154H185ZM33 156H35V155H33ZM32 156V157H33ZM54 156V155H53ZM67 156V155H66ZM87 156V155H86ZM238 156V155H237ZM46 157V156H45ZM52 157V156H51ZM64 157V156H63ZM80 157V156H79ZM232 157V156H231ZM233 157H234V155H233ZM67 158V157H66ZM113 158V157H112ZM229 158V157H228ZM241 155H240V160H241ZM61 159H62V157H61ZM89 159V158H88ZM233 159V158H232ZM245 159V158H244ZM6 162V163H10L11 162V164H10V166L8 167L7 165H5V163H4V161ZM35 160V159H34ZM81 160V159H80ZM237 160H238V158H237ZM246 160V159H245ZM36 161V160H35ZM46 161V160H45ZM52 161V160H51ZM61 162V161H60ZM84 162V161H83ZM231 162V161H230ZM66 163V162H65ZM209 163V162H208ZM45 164H47L46 162H45ZM88 165V164H87ZM207 165V164H206ZM89 166V165H88ZM208 167V166H207ZM206 167V168H207ZM210 167V166H209ZM204 168H205V165H204ZM86 169V168H85ZM228 169L229 168H224V172L225 173H228L229 171H228ZM46 170V169H45ZM88 170V169H87ZM208 170V169H207ZM207 170H203L204 172L205 171H207ZM84 171V170H83ZM210 171H212V170H210ZM55 173V172H54ZM84 173V172H83ZM86 173V172H85ZM118 173V172H117ZM188 173V172H187ZM198 173V172H197ZM200 173V172H199ZM247 173V172H246ZM81 174H82V172H81ZM119 174H121V173H119ZM204 174H206V172L205 173H202V176L204 175ZM220 174V173H219ZM240 175V174H239ZM14 177V176H16V178L19 180V183H17V182H13L12 180H10V178L11 177ZM206 176V175H205ZM209 176V175H208ZM58 177V176H57ZM207 177V176H206ZM219 177V176H218ZM6 179V178H5ZM208 179H209V177H208ZM207 179V180H208ZM42 180V179H41ZM58 181V180H57ZM210 181V180H209ZM209 181H207V182H209ZM216 181V180H215ZM223 190H220V198H221V201H222V199H223V197H224V195L225 196H230V195H234L235 194V192H236V187L234 186V185H229L227 182H226V179H225V176L223 177ZM23 182V181H22ZM206 182V183H207ZM246 183V182H245ZM2 185V184H1ZM0 185V186H1ZM20 185V184H19ZM203 185V184H202ZM15 187V186H14ZM198 187H199V185H198ZM203 187V186H202ZM19 188H21V186L19 187ZM64 188V187H63ZM62 188V189H63ZM209 188V187H208ZM16 189V188H15ZM60 189H61V187H60ZM203 190H204V187L202 188ZM11 190V189H10ZM21 190V189H20ZM16 191V190H15ZM19 191V190H18ZM56 191V190H55ZM81 191H82V189H81ZM201 191V189L198 191V192H200ZM59 192H60V190H59ZM245 192V191H244ZM3 193V192H2ZM16 193V192H15ZM221 193H223V194H221ZM226 193V194H225ZM4 194H7V193H4ZM10 194H13V193H11L10 192ZM210 194H212V193H207V194H204V196H203V198H202V202H203V204H206L205 206H208L209 204H210V201L212 202V199L214 198V196L212 197V195H210ZM159 195V194H158ZM157 195V196H158ZM200 194H195V195H191V198L192 199H195V198H197L198 196H199ZM208 197V198H206V196ZM208 195H210V196H208ZM237 195V194H236ZM243 196L245 197V198H248V199H251L250 198V196H248V195H245V193H243ZM218 197V195L216 196V198H219ZM52 198V197H51ZM240 199V198H239ZM244 199V198H243ZM226 200V199H225ZM231 200V199H230ZM194 201V200H193ZM200 202V201H199ZM216 202V201H215ZM220 202V201H219ZM223 202V201H222ZM1 203H3V201L1 200ZM48 203H49V201H48ZM201 203V202H200ZM253 205H252V204ZM251 203H249L250 205H252V208L254 209V210H256V211H261V210H263V207H258V206H255V204L251 201ZM40 204V203H39ZM54 204V203H53ZM214 204V203H213ZM56 205V204H55ZM225 205V204H224ZM224 205H220V203H219V205L217 204V206H216V209L217 210H219V211H221L222 213H226L225 212V209L223 208L222 209V206H224ZM51 207V206H50ZM202 207V206H201ZM226 207V206H225ZM203 208V207H202ZM214 208V207H213ZM233 208V207H232ZM15 208H7V209H5L3 212H2V214H0V216L2 217L1 219H3L4 220V218H6L5 220H7L8 221V224H13L14 225V221H17V222H15L16 223V225H14L13 227H12V234H13V237L14 238H16V235H17V233H18V229H19V221H20V219H19V221L18 220H16L15 218H18V217H15L14 219L13 218H11L10 216H9V210L11 211H13ZM52 209V208H51ZM201 209V208H200ZM212 209V208H211ZM231 209V208H230ZM76 210V209H75ZM13 213V212H12ZM245 213V212H244ZM257 213V212H256ZM261 213V212H260ZM263 213V212H262ZM50 214V213H49ZM76 214V213H75ZM233 214V213H232ZM17 215V214H16ZM53 215V214H52ZM51 215V216H52ZM210 215V214H209ZM218 214H217V211H216V213L214 212V216H211L210 215V217H211V219L213 220V221H215V223H216V226H219L220 225V222H219V220H222V218H221V214L219 213V215L217 216ZM236 215V214H235ZM264 215V214H263ZM56 217V216H55ZM229 217V216H228ZM227 217V218H228ZM21 218V217H20ZM23 218H25V215L23 216ZM29 218V217H28ZM192 218V217H191ZM194 218V217H193ZM235 219V218H234ZM3 220H1L5 225H6V223L3 221ZM76 220V219H75ZM225 220V219H224ZM229 220V219H228ZM53 221V220H52ZM223 222V221H222ZM230 222H231V220H230ZM29 223V222H28ZM229 223V222H228ZM223 224V223H222ZM54 226V225H53ZM229 226V225H228ZM7 227V226H6ZM18 227V228H17ZM219 229H222V234L220 235V237L222 238V239H224L225 238V234L227 235V237L229 236L228 234H230V233H228V228H226V227H218ZM6 229V228H5ZM40 229V228H39ZM229 229H231V227L229 228ZM243 229V228H242ZM241 229V230H242ZM236 230V229H235ZM7 231H8V229H7ZM41 231V230H40ZM53 231V230H52ZM250 231H252V230H250ZM232 232V231H231ZM52 233V232H51ZM247 233H249V232H247ZM16 234V235H15ZM203 234V233H202ZM237 234V233H236ZM8 235V234H7ZM42 235H43V233H42ZM216 235V234H215ZM243 235V234H242ZM245 235H246V233H245ZM1 236V235H0ZM78 236V235H77ZM182 236V235H181ZM247 236H249V235H247ZM261 236H263V232L261 233ZM219 237V236H218ZM219 237V238H220ZM236 237V236H235ZM242 237V236H241ZM1 238H2V236H1ZM0 238V239H1ZM8 238V240H9V237H6V239ZM180 238V237H179ZM230 238V237H229ZM237 238V237H236ZM236 238H233V241L235 242L236 241ZM245 238V237H244ZM2 240V244H3V239H1ZM261 240V239H260ZM226 241H229V240H227V238H226ZM232 241V242H233ZM239 241V240H238ZM9 242H10V240H9ZM8 242V243H9ZM249 242H252V241H249ZM259 242V241H258ZM192 243V246L194 247V248H196V250L195 251H192L190 248H189V246H187L188 248H189V250H188V248H187V250H186V252H185V255H186V260H187V258L191 261V262H189V261H187V264H199L201 261H202V263H204V264H206L203 260H201V259H199L197 256H199V255H201V256H203L202 258H204V257H209L208 255L207 256H204V254L206 253V252H210V254L212 253V251L213 250H215L214 248H218L219 246H218V242L216 241V242H214V244L212 243L210 246H212V247H210L209 248V250L208 249H205V247H204V245H203V243L201 244V243H197V247H196V245L194 244V242L192 241L191 242ZM196 243V242H195ZM10 244V243H9ZM182 244V243H181ZM190 244V243H189ZM221 244V243H220ZM237 244V243H236ZM10 246L12 247V245L10 244ZM10 246H8L7 244H6V247L8 248L7 249V251H8V253H7V251H6V255H8V260H9V263L10 264H13V263H15L14 262V260H13V258H14V253H13V251H12V249L10 248ZM191 246V245H190ZM227 246V245H226ZM230 246V245H229ZM247 246L249 247V248H251V249H247L248 250V252L250 253V255L251 256H253V255H256V251H255V249H253V247L251 246V243H249V244H247ZM246 246V247H247ZM261 246V245H260ZM208 247V246H207ZM231 247V246H230ZM244 247V246H243ZM203 248V249H202ZM243 249V248H242ZM241 249V250H242ZM257 249H259V248H257ZM240 250V249H239ZM11 252H12V256H11ZM165 252V251H164ZM215 252H216V250H215ZM0 253H1V250H0ZM180 253H182V252H180ZM226 253V252H225ZM183 254V253H182ZM206 255V254H205ZM230 255V254H229ZM260 255V254H259ZM173 256L175 257V253H171V255H167V257H164V259H163V261H159V263H164V264H166L165 262H168V261H170L171 262V258H173ZM178 257H179V255H177ZM237 255H235V257H236ZM247 259H248V255H247V257H246ZM250 259V258H249ZM225 260V259H224ZM257 260V259H256ZM256 260H254V262H253V264H264V252L261 254V256L259 257V259L256 261ZM165 261V262H164ZM183 262V261H182ZM185 262V261H184ZM184 262H183V264H184ZM252 262V261H251ZM250 262V263H251ZM179 263V262H178ZM245 263V262H244ZM247 263V262H246ZM16 264V263H15ZM185 264H186V262H185ZM201 264V263H200ZM225 264H227V262H225ZM232 264H238V262L237 261H234ZM248 264V263H247Z\"/></svg>",
  "mask_w": 264,
  "mask_h": 264
}]
</instances>
